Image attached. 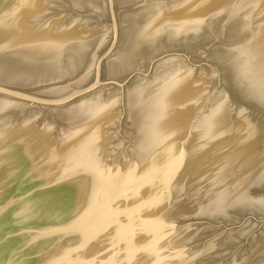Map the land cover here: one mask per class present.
Listing matches in <instances>:
<instances>
[{
	"label": "water",
	"instance_id": "obj_1",
	"mask_svg": "<svg viewBox=\"0 0 264 264\" xmlns=\"http://www.w3.org/2000/svg\"><path fill=\"white\" fill-rule=\"evenodd\" d=\"M0 264H264V0H0Z\"/></svg>",
	"mask_w": 264,
	"mask_h": 264
}]
</instances>
